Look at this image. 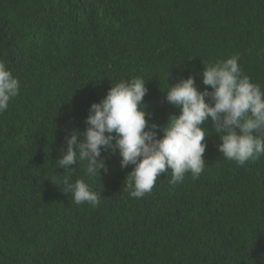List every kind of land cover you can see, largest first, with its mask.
I'll use <instances>...</instances> for the list:
<instances>
[{
  "label": "trees",
  "instance_id": "trees-1",
  "mask_svg": "<svg viewBox=\"0 0 264 264\" xmlns=\"http://www.w3.org/2000/svg\"><path fill=\"white\" fill-rule=\"evenodd\" d=\"M0 264H264V0H0Z\"/></svg>",
  "mask_w": 264,
  "mask_h": 264
}]
</instances>
